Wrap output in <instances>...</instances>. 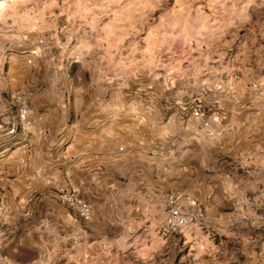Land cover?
Returning a JSON list of instances; mask_svg holds the SVG:
<instances>
[{
    "label": "rangeland",
    "instance_id": "obj_1",
    "mask_svg": "<svg viewBox=\"0 0 264 264\" xmlns=\"http://www.w3.org/2000/svg\"><path fill=\"white\" fill-rule=\"evenodd\" d=\"M83 92L148 140L119 142L135 165L78 168L57 129L54 147L33 142V114ZM206 145L224 175L192 176ZM0 264H264V0H0Z\"/></svg>",
    "mask_w": 264,
    "mask_h": 264
},
{
    "label": "crops",
    "instance_id": "obj_2",
    "mask_svg": "<svg viewBox=\"0 0 264 264\" xmlns=\"http://www.w3.org/2000/svg\"><path fill=\"white\" fill-rule=\"evenodd\" d=\"M37 100L35 98L32 102L33 111L37 110V104H41V99ZM58 100L55 101L57 105L61 104L63 107H46L40 119L36 117L38 112L37 114H33L34 127L31 130V134L34 143L43 144L46 148L50 146L54 147L56 143L49 137L55 133L52 129H57L56 134L61 133L63 137H66L63 146H67L70 156H76L74 162L78 168H84L85 171H88L93 167L112 169L113 167L123 168L135 165V161H132L135 157H131L132 155L119 156L117 150L119 142L124 141L126 146H128V150L133 151L137 149V151H144L143 149L147 146L148 140L145 143L141 136L140 138L134 136L136 132L138 133L136 125H129L128 128L131 129L128 133L125 131L126 126L120 127L113 121H109L108 124L102 123L100 120V107L97 106L100 98L90 95L89 92H83L79 96H73V98L69 97L67 99L64 97ZM88 102L90 103L89 108L87 106ZM55 113L61 114L62 120L56 119V123H52V128H49L47 122L50 121L51 116H54ZM72 115H74V118H72ZM219 130L220 134H223L224 126L220 125ZM142 133L141 131V135ZM132 134L134 135L132 136ZM140 143L141 145H139ZM57 146L60 148L61 143H58ZM204 148L207 150L204 156L196 157L194 154L193 158H196L199 162L196 163V160L194 161L192 176L196 177L198 167L200 168L199 173L202 174L204 172L203 175L210 178L214 175H224L222 171L216 169L213 172L211 171L210 153L212 152V147L206 145ZM63 149L65 148L63 147ZM216 151L224 152V142L217 145ZM130 161L132 163L121 167V163ZM201 161H204V163Z\"/></svg>",
    "mask_w": 264,
    "mask_h": 264
},
{
    "label": "built area",
    "instance_id": "obj_3",
    "mask_svg": "<svg viewBox=\"0 0 264 264\" xmlns=\"http://www.w3.org/2000/svg\"><path fill=\"white\" fill-rule=\"evenodd\" d=\"M28 93H23L15 96L18 103V120L20 127L23 130H28L32 124L31 110L29 107ZM193 116L196 118H204L206 116L205 111L201 103L193 111ZM15 132V129L12 130ZM62 202L66 204L70 209L79 215L84 220H91L93 217V206L80 195L75 192H68L62 196ZM170 210L165 225V230L178 231L185 228L189 224V218L183 212L182 206L178 203L175 196H172L169 201Z\"/></svg>",
    "mask_w": 264,
    "mask_h": 264
}]
</instances>
